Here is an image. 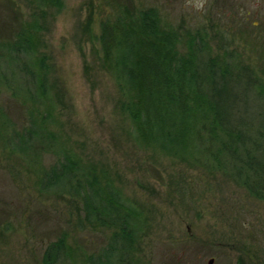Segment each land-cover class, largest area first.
<instances>
[{"label":"rangeland","instance_id":"1","mask_svg":"<svg viewBox=\"0 0 264 264\" xmlns=\"http://www.w3.org/2000/svg\"><path fill=\"white\" fill-rule=\"evenodd\" d=\"M58 1L0 0V42L14 38L16 16L26 22L36 50L27 65L43 59L37 74L47 93L39 99L37 83L21 71L0 88V264H43L46 247L63 232L71 258L57 264H86L85 255L98 252L116 230L88 222L80 196L41 189L40 178L57 160L54 151L109 180L133 208L136 264H264V199L216 164L208 115L194 109V131L184 133L181 148L160 146L124 111L115 75L101 66L100 39L109 22L124 24L140 42V9L154 6L160 31L172 34L176 63L192 65L203 52L199 45L220 63L249 65L252 53L264 52V0H124L126 9L118 2L113 9L100 8V0ZM121 32L112 30L107 43L116 45L127 31ZM8 53L0 47V71L22 65ZM30 114L48 132L43 144L51 151L39 161L6 141L32 122Z\"/></svg>","mask_w":264,"mask_h":264},{"label":"trees","instance_id":"2","mask_svg":"<svg viewBox=\"0 0 264 264\" xmlns=\"http://www.w3.org/2000/svg\"><path fill=\"white\" fill-rule=\"evenodd\" d=\"M58 2L59 6L62 5L61 0ZM117 2L120 8L129 6L124 0H100L99 7L109 4L114 9ZM140 17L138 33L141 40L138 43L123 28H127L124 24L123 27H114L109 22L102 25L100 39L105 57L101 66L115 75L125 95L122 101L124 111L141 132L156 137L160 146L170 150L181 148L184 133L190 136L194 131L191 120L194 109L206 113L216 142L212 152L216 164L250 193L264 199V65L256 63L257 59L264 62V52L259 53L257 58L256 52L252 53L249 65H235L209 58L205 48L198 45L196 50L203 52L198 53L199 56L196 54L192 65L183 59L181 63H176L171 55L174 53L172 34L160 31L158 9L145 6L140 9ZM15 18L14 38L2 40L0 47L13 52L15 55L10 53L13 56L8 53L13 57L12 62L22 65H7L6 70L0 71V88L16 82L17 71H21L29 81L37 83V95L42 100L47 93L44 80L37 72L43 69V59H40V65H27L36 51L33 34L30 35L31 28L25 21L18 16ZM114 29L127 32L119 35L117 44L111 46L107 41ZM251 31L246 32L245 41L249 42ZM20 55L27 58L26 62L19 60ZM105 59L111 63L106 65ZM186 83L188 89H185ZM17 88L25 92L20 82ZM188 99L194 102L192 107L187 103ZM26 100L27 97L23 103ZM30 115L32 122L25 124L21 132L15 131V134L6 137V141L15 152L39 161L43 151H51L43 144L48 132ZM54 153L57 160L40 178L41 189L59 188L62 192L80 196L88 222L116 229L98 252L85 255V263L136 264L133 248L137 232L131 217L133 208L125 203L109 180L103 183L92 168L89 172L82 171L81 164L72 155ZM67 235L63 232L46 247L43 264L70 260Z\"/></svg>","mask_w":264,"mask_h":264}]
</instances>
